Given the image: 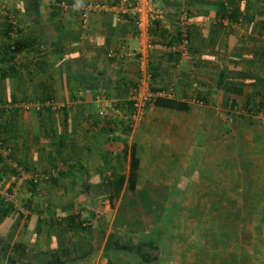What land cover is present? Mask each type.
<instances>
[{
  "label": "crops",
  "instance_id": "obj_1",
  "mask_svg": "<svg viewBox=\"0 0 264 264\" xmlns=\"http://www.w3.org/2000/svg\"><path fill=\"white\" fill-rule=\"evenodd\" d=\"M100 1L128 6L131 0ZM152 1L163 10L164 28H171L181 10L189 17L188 60L167 61L156 47L145 53L146 63L157 73L151 86L172 89L167 97L185 101L188 109L147 104L141 122L124 133L128 122L110 112L98 116L96 110L101 104L128 99L129 90L120 79L138 77L134 59H108L104 54L118 45L136 48L132 25L118 21L114 13L93 12L81 29L78 0H0V137L10 146L14 162L46 176L32 189L26 181L14 183L0 167L4 174L0 183L9 177L6 182L12 180L15 186L7 190L6 183L0 189V264H129V227L135 220L133 211H139L130 199L146 165L147 181H155L153 168L159 162L152 153L159 141L164 142L162 127L153 122L157 113L168 114L163 130L174 128L178 137L184 126L177 119L183 113L191 119L186 131L195 133L199 123L211 127L209 132L214 127L218 131L231 117L229 127L254 134L255 146L262 142L264 150V109L251 113L242 106L243 117L252 123L235 125L233 112L223 104L225 80L241 89L238 104L246 96L252 102L257 93H264V0ZM5 15L15 19L19 29L15 38L28 41L14 54L3 48ZM69 57L75 62L67 66ZM98 95L105 100H98ZM44 99L58 107L49 117L37 110ZM2 103L10 106L7 111ZM216 118L221 119L219 125ZM131 143L138 171L129 191L128 157L122 150ZM144 147L154 151L148 154ZM259 157L245 178L258 184L256 191L264 189ZM112 173L123 175L124 182L111 208L106 181ZM142 188L140 195L147 198L159 191L155 186ZM107 239L112 246L105 251Z\"/></svg>",
  "mask_w": 264,
  "mask_h": 264
},
{
  "label": "rangeland",
  "instance_id": "obj_2",
  "mask_svg": "<svg viewBox=\"0 0 264 264\" xmlns=\"http://www.w3.org/2000/svg\"><path fill=\"white\" fill-rule=\"evenodd\" d=\"M240 107L232 111L235 125H251ZM156 116L153 122L162 127L160 138L164 142L159 141L155 152L144 147L159 162L153 168L155 181H147L145 164L138 190L130 199L139 211H133L136 216L129 227V238L136 237L143 245L140 257H145L144 242L150 240L157 255L154 262L146 264H264V189L254 190L258 184L245 179L253 172L255 157L260 156L259 162L264 165L262 142L255 146L254 134L229 127L231 117L218 131L214 127L209 132L211 127L199 123L195 133L186 131L191 119L183 113L177 119L184 126L178 137L174 128L163 130L162 121L168 114ZM170 119L176 123V119ZM215 120L221 123V119ZM7 171L4 169V173ZM8 178L4 177L0 189L6 183L9 187L12 180L8 183ZM146 185L159 191L151 192L148 198L140 195ZM135 257L129 254V264H141Z\"/></svg>",
  "mask_w": 264,
  "mask_h": 264
},
{
  "label": "trees",
  "instance_id": "obj_3",
  "mask_svg": "<svg viewBox=\"0 0 264 264\" xmlns=\"http://www.w3.org/2000/svg\"><path fill=\"white\" fill-rule=\"evenodd\" d=\"M133 1L134 0H131L130 4L133 3ZM4 17L7 21L5 24L4 30H3V36H4V41H5L4 46H3L4 52L5 53L10 52V53L14 54V52H17L25 44H27L28 41H23L21 38H15V36L17 35V33L19 31L18 26L16 25V22H15V19L13 17H9L7 15H5ZM121 18L122 19H120L118 21L129 22L135 30V27L133 24V18L131 16L128 17L126 15H123ZM187 18H189L188 15H187ZM175 22H176V17L174 19V23L172 24L171 28H170V26H167L164 28L161 24V21H159V20L151 21V23L148 27V34H149L150 42L153 44H158L160 46H164V47L165 46H172L176 42H178L179 30H178ZM190 29H191L190 25L188 27H186V37L188 40H190V33H191ZM11 34H14L15 36L12 37ZM162 51H163L164 56H165L167 61H170L173 63V62L180 59L178 52L164 51V50H162ZM187 52H188V55L190 57L189 45L187 48ZM104 54L106 55V52H104ZM106 58L109 59L110 57H106ZM4 60H6V59H4ZM65 62L67 64V66L71 65L73 62H75V58L69 57V59H67ZM147 72L149 75L147 89L150 93H155L156 91L160 90L161 92H164L168 95L173 94L172 93L173 90L172 89L168 90V87L166 89L165 88L160 89V88H155V87L151 86L152 82L154 81V79L157 76V73L155 72L154 67H151L149 64H147ZM218 77H219V82H223L222 73H220ZM137 82H138V77L134 78V79H126V80L120 79L121 86L128 89L129 92L135 88ZM224 84L225 85H224L223 90L225 91V93L227 92V99H226L227 101H224L223 104H224V107L226 108L227 112L234 111L236 108H238L237 107L238 105L241 106V108H240L241 110H244V109H242L243 107L244 108L247 107L248 108L247 112H251V113H254L255 110L256 111H259V110L263 111V109H264V93H261V94L257 93L259 95H258V98L255 99L256 101L250 102L251 101L249 99L250 97L247 98V96H246L244 103L238 104L237 103L238 102L237 96L240 95L241 89L238 86H235V84H233L232 82H229V81L227 82L226 80H225ZM98 97H100V99H102V100H105L104 97H101L99 95H98ZM48 100L49 99H47L46 101H48ZM44 102H45V99L40 100L38 102V109L37 110L42 111L43 116L49 117L50 114L53 113L52 111L55 112L57 109L51 110L49 106H45L43 104ZM150 103L155 105V106L165 108V109H172V110H178V111H186L188 109V106L185 103V101L176 100L174 97L169 98V97H167V95L165 97H161V96L154 97V98L146 101L145 106L147 104H150ZM9 107L10 106L8 104H5V103L1 104V108H3V110H5V111H7L9 109ZM109 107L113 108V109L117 108V109L122 110L123 112H127L128 110L131 109V101L129 99H126V100H122L120 102H112L109 104ZM125 127L122 128V131L124 133L130 131V126H129V128L127 126H125ZM109 131H113V130L110 129ZM0 142L3 144H7L4 141V139H2L1 137H0ZM8 147L10 148L9 145H8ZM124 148L122 150V154L123 155L126 154L128 157V169H127V176H126L125 182H126L127 188L129 189V191H131L134 189L135 183H136V175H137V171H138V158L136 155V149H135L134 144L131 143V144H129V147H127L125 149ZM6 160L9 161V163L11 161H13V159L11 158V154H10V157L8 159L0 158V167L2 169L7 168L9 177L13 176L15 178L17 175V171L11 165H9V164L7 165L8 162ZM5 161H6V163H5ZM15 163L18 167H20V169L29 172L28 169L23 166V164H21L19 162H15ZM1 174H0V176H1ZM123 182H124L123 175H121V174H115L114 175V173H112V176H110V179H108L106 181V188L108 189L107 200L109 203V207H111V208L113 207L114 202L118 196V192H119L120 187L123 184ZM26 183L29 184L32 187V189L36 188V186H37L36 184H33L31 182H28V181H26ZM11 186L13 187V185L10 184L9 187L7 188V190L12 188ZM144 244H145L144 246H147L146 247L147 250H146V253H143L145 257L141 258L140 255L142 253L140 252V249H142L143 245L137 241L136 237L135 238L130 237L129 238V249H130L129 254L132 253L134 256H136L135 258L137 260L139 258L138 262L139 263L141 262V264L142 263L146 264L147 262H154L156 259L157 253L153 249L154 245L152 244V241L148 240V241L144 242ZM111 246L112 245H111L110 239H107V241L105 243L104 250L105 251L109 250L111 248Z\"/></svg>",
  "mask_w": 264,
  "mask_h": 264
},
{
  "label": "built area",
  "instance_id": "obj_4",
  "mask_svg": "<svg viewBox=\"0 0 264 264\" xmlns=\"http://www.w3.org/2000/svg\"><path fill=\"white\" fill-rule=\"evenodd\" d=\"M93 12H110L114 13L117 20L122 19L123 15L131 16L133 18V24L137 36V46L135 49L126 50L123 45H118L114 48H109L106 51L107 57H127L134 59L137 65L138 71V82L134 89L129 92V100L131 101V109L127 112H123L117 108H110L106 104H101L96 110L98 116H104L108 112L113 113L126 122L129 126L139 121L141 116L144 113V106L146 101L157 97H165L166 93H150L147 89L148 85V72H147V63L145 60V53L148 49L152 47L159 48L164 51H175L179 53L180 59H189L187 48L189 45V40L186 37V27L190 25L187 18V12L181 10L179 15L176 17L175 24L179 30V39L172 46H160L158 44H153L150 42L148 27L153 20H163V10L161 7L156 6L152 0H134L133 3L125 5L122 1H117L116 3H106L100 0H86L78 5V17H79V26L81 29L86 27L87 18L90 13ZM13 23V22H12ZM14 37V34H11ZM98 100H102L98 98ZM45 106H49L51 110L57 109V105L51 100L45 101L43 103ZM24 107L27 108L28 105L24 104ZM11 150L7 144L0 142V158L8 159L10 157ZM10 165L14 167L17 171V175L14 179V183L17 181H28L33 184L38 185L40 181L46 179V176L43 173L39 172H27L16 165L15 162L11 161ZM13 186L10 190H15ZM8 187H6L7 189Z\"/></svg>",
  "mask_w": 264,
  "mask_h": 264
},
{
  "label": "clouds",
  "instance_id": "obj_5",
  "mask_svg": "<svg viewBox=\"0 0 264 264\" xmlns=\"http://www.w3.org/2000/svg\"><path fill=\"white\" fill-rule=\"evenodd\" d=\"M78 4H79V0H78Z\"/></svg>",
  "mask_w": 264,
  "mask_h": 264
}]
</instances>
